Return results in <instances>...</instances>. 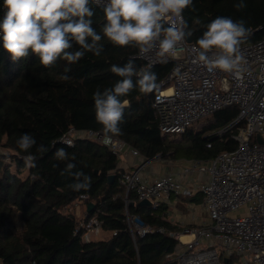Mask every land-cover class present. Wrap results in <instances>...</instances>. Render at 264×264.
<instances>
[{
	"label": "trees",
	"instance_id": "16d2710c",
	"mask_svg": "<svg viewBox=\"0 0 264 264\" xmlns=\"http://www.w3.org/2000/svg\"><path fill=\"white\" fill-rule=\"evenodd\" d=\"M238 2L193 0L183 12L192 43L196 45L206 25L217 16L245 21L251 32L243 44L263 39L264 0H244L247 7L237 11L234 4ZM89 6L95 13L93 27L102 34L103 8L91 2ZM4 11L0 0V19ZM101 43L104 50L99 56L86 53L77 63L58 60L50 67L42 66L32 54L13 61L0 43V264H178L177 253L183 245L173 234L182 227L171 221L169 205L154 209L142 205L133 192L127 195L119 182L124 171L119 158L100 142L76 137L71 146L62 143L70 129L103 133L96 121L93 94L119 79L111 73L112 65L134 59L138 68L145 67L136 58L137 47L114 46L106 39ZM66 67L70 69L67 73ZM173 67L174 63L167 61L151 68L158 76L157 83ZM64 74L70 79L62 80ZM156 94V90L142 93L134 89L123 97L128 104L120 124L122 134L114 136L144 159L209 161L237 148L236 130L231 128L238 116L236 107L217 111L208 118L214 123L203 132L194 133L191 128L183 134L186 143H174L161 134L154 107ZM24 134L36 141L27 152L16 143ZM40 146L45 151H38ZM4 149L14 153L19 168L16 174L5 164L10 155L6 156ZM58 149L67 151L68 160L55 158ZM68 163L76 165L73 171L91 177L87 190L69 187L77 181L71 175H61ZM111 175H115L113 181ZM81 195L89 197L88 204L94 203L89 216L96 215L102 221V233L110 237L84 242L76 235L79 221L66 209ZM202 201L201 193L188 199L196 205ZM127 216L139 218L150 232L133 236ZM221 259L222 264H242L237 255Z\"/></svg>",
	"mask_w": 264,
	"mask_h": 264
},
{
	"label": "built area",
	"instance_id": "2783aa9c",
	"mask_svg": "<svg viewBox=\"0 0 264 264\" xmlns=\"http://www.w3.org/2000/svg\"><path fill=\"white\" fill-rule=\"evenodd\" d=\"M90 2L103 8V3ZM195 46L186 42L164 58L157 56L155 50L141 54L138 49L136 54L145 67L174 63L155 89L154 107L161 134L183 135L217 111L236 107L238 116L231 124L236 130L235 150L209 161H184L178 172L150 180L144 176L143 168L153 160L144 159L119 138L105 140L103 133L70 129L61 140L71 146L76 137H82L108 147L134 167L122 171L119 179L126 194L133 192L138 201H150L154 209L171 204L172 197L189 199L197 193L203 195L201 205L208 217L205 225L173 234L185 247L177 253L178 264H222L216 246L221 247L222 258L237 255L242 264H264V38L241 45L246 62L238 75L218 70L209 73L192 53ZM88 200L87 195H81L66 209L79 221L75 233L84 242L96 240L102 234V221L96 215L89 216ZM246 206L248 214L244 216L240 211ZM81 207H85L83 217L78 213ZM72 208L75 210L71 211ZM126 221L133 236L143 237L150 232L135 216H127ZM182 234H193V241L183 243ZM197 239L205 241L202 246Z\"/></svg>",
	"mask_w": 264,
	"mask_h": 264
},
{
	"label": "clouds",
	"instance_id": "9594fccd",
	"mask_svg": "<svg viewBox=\"0 0 264 264\" xmlns=\"http://www.w3.org/2000/svg\"><path fill=\"white\" fill-rule=\"evenodd\" d=\"M96 3H103L102 34L93 27L95 13L89 6L90 0H3L0 43L13 61L32 54L42 66L50 67L58 60L69 65L77 63L86 53L99 56L104 50L103 39L118 47L135 46L141 54L155 50L157 56L164 58L192 35L183 12L193 5V0H96ZM246 7L244 0L234 4L237 11ZM250 32L243 19L217 16L206 25V31L191 51L209 73L218 70L238 75L246 62L241 45ZM68 71L66 67L65 73ZM110 71L119 79L112 87L102 92L97 89L93 94L96 121L102 126L105 140L122 134L120 124L128 104L123 97L134 89L150 93L159 88L157 74L150 67L138 68L134 59L123 65L114 64ZM60 78L70 79L67 74ZM16 143L27 152L36 141L30 134H24ZM37 150L45 151L43 146ZM55 158L68 160V153L58 149ZM75 168L74 163H68L61 175L74 177L77 182L69 185L73 191L87 190L91 177L73 171Z\"/></svg>",
	"mask_w": 264,
	"mask_h": 264
},
{
	"label": "rangeland",
	"instance_id": "374dc122",
	"mask_svg": "<svg viewBox=\"0 0 264 264\" xmlns=\"http://www.w3.org/2000/svg\"><path fill=\"white\" fill-rule=\"evenodd\" d=\"M213 123H214L213 119L202 120L201 122H199L198 124H196L192 127V131L194 133L203 132L206 127H208L209 125H211ZM167 138H168V140H170L174 143H179V142L186 143L187 142L186 138H184L183 135H175V136H171V137H167ZM3 152L6 154V156L10 155V157L6 158L5 164L8 165V168L12 173L16 174L18 172L19 168H18L17 163L15 162V160L13 158L14 153L10 152L7 149L6 150L4 149ZM162 162H166V161H163V160L158 158V159H155L149 163H152L151 166H153L155 164H157L158 166H161L160 164ZM123 164H124V160L122 158H119V166H122ZM22 171H23V173L25 172L24 170H22ZM20 174L22 175V173H20ZM171 203L172 204H169L170 219L172 220V218H174V220L176 222H178V224L182 227V231H184L185 229H189V228H191L190 230L194 231V230H196V228L197 229L201 228L207 222V218H208L207 213H206L205 209L202 207V205L191 204L188 202V199H176L175 197L171 198ZM74 210H75V208L71 209V211H74ZM84 212H85V207H81L78 210V213H81V217H83ZM240 213H242L244 216H246L248 214V207L247 206L244 207L240 211ZM108 237H110V234L102 233L98 238L99 239H106ZM197 240L199 241L201 246L205 242V241H202L201 239H197ZM180 248L182 250L185 249L184 246L180 247ZM216 250L218 251L220 258H222L221 247L216 246ZM194 252H196V251H194ZM235 264H239V262L237 261Z\"/></svg>",
	"mask_w": 264,
	"mask_h": 264
},
{
	"label": "crops",
	"instance_id": "0c3cea01",
	"mask_svg": "<svg viewBox=\"0 0 264 264\" xmlns=\"http://www.w3.org/2000/svg\"><path fill=\"white\" fill-rule=\"evenodd\" d=\"M130 161L132 162L131 159H130ZM136 162H137V160L134 161L133 164L135 165ZM183 163H184V160H179V161L172 162V163L171 162L170 163L169 162H162L160 164L162 167L158 166L157 164L151 166L152 163H147V165H145V167L143 168V173H144V176H146L150 180H154L161 175L169 174L170 172H178ZM120 168H122L124 170H133L134 169V167L130 166L129 164H127L125 162L122 166H120ZM171 221L175 222L174 218H172Z\"/></svg>",
	"mask_w": 264,
	"mask_h": 264
},
{
	"label": "water",
	"instance_id": "95a60500",
	"mask_svg": "<svg viewBox=\"0 0 264 264\" xmlns=\"http://www.w3.org/2000/svg\"><path fill=\"white\" fill-rule=\"evenodd\" d=\"M187 42H188V43H192V40H191L190 37L188 38ZM114 178H115V175H111L109 179H110L111 181H113ZM141 204H142V205L151 206V202L148 201V200L142 201ZM93 209H94V203H90V204L88 205V212L90 213Z\"/></svg>",
	"mask_w": 264,
	"mask_h": 264
},
{
	"label": "bare ground",
	"instance_id": "6f19581e",
	"mask_svg": "<svg viewBox=\"0 0 264 264\" xmlns=\"http://www.w3.org/2000/svg\"><path fill=\"white\" fill-rule=\"evenodd\" d=\"M194 239V236H193V234H188V235H184V234H182L181 236H180V240L183 242V243H189V242H191V241H193V239ZM192 239V240H191ZM191 240V241H190Z\"/></svg>",
	"mask_w": 264,
	"mask_h": 264
}]
</instances>
